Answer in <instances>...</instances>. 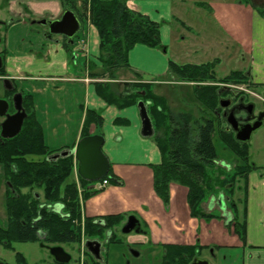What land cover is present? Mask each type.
<instances>
[{"label": "crops", "instance_id": "0c3cea01", "mask_svg": "<svg viewBox=\"0 0 264 264\" xmlns=\"http://www.w3.org/2000/svg\"><path fill=\"white\" fill-rule=\"evenodd\" d=\"M127 7L158 23L163 48L137 45L130 50L127 57L130 71L118 72L117 80L111 82L116 94L126 95V85L138 80L151 84L155 94L166 99L168 107L169 101L174 100L171 90L175 87L187 90L186 94L189 90L193 93L192 84L175 82L168 75V63L176 62L170 53L177 39L181 44L191 41L190 32L204 28L202 24L208 22L221 42L233 48V51L227 50L230 53L227 60L239 65L242 56V66L246 69L241 71L252 87L264 86V18L254 7L239 0H127ZM76 8H80L79 2ZM64 11L61 0H0V53L5 75L19 90L32 95L44 143L50 150L74 149L80 140L86 112L95 111L101 116L102 152L123 185L109 186L86 200L81 207L83 218L132 215L144 226L151 247H215L218 249L217 264H264V231L247 232V200L244 244L232 229L225 227L224 221L191 218L186 203L187 190L180 185L170 184L169 203L167 208L163 207L153 192L149 168V165L161 163V154L153 137L141 136L137 108L117 109L107 105L96 93V85L106 80L89 77V63L100 68L95 28L84 21L73 45L66 47L62 38H43L47 30L33 24L40 20L57 21ZM182 32L187 36L179 35ZM193 42L189 46L196 44L199 51L217 46L213 40L210 44L199 43L196 39ZM199 51L191 50L190 53L198 57ZM217 63L220 66L222 60ZM201 64L205 63H195ZM97 69L93 73H98ZM96 133L91 125L89 135ZM251 190V198L257 202H250L249 207L258 208L263 216L258 226H263L264 179ZM217 201L219 199L211 196L203 201L201 209L206 213L220 211ZM220 215L224 220L230 218L226 209L220 211Z\"/></svg>", "mask_w": 264, "mask_h": 264}, {"label": "trees", "instance_id": "16d2710c", "mask_svg": "<svg viewBox=\"0 0 264 264\" xmlns=\"http://www.w3.org/2000/svg\"><path fill=\"white\" fill-rule=\"evenodd\" d=\"M65 9L72 11L80 24L88 21L96 30L99 39L98 73L88 64L89 77L107 80L96 85L97 95L109 106L117 109L136 107L139 102L146 105L151 120L161 163L149 165L152 171V189L156 197L167 208L170 198V184L180 185L187 190L186 203L190 217L202 221H224L227 229H232L241 243H245L246 222L245 201L234 199L238 192L236 182H244L251 171L248 164V145L239 144L231 132L222 131L220 140L243 162L231 172L212 171L217 155L212 143L214 121L201 117L195 119L187 112L172 113L166 99L153 91L151 84L135 82L127 84L126 95H116L111 83L117 80L120 71H130L128 53L135 46L162 49L159 25L147 16L130 10L127 0H61ZM80 8L77 9V3ZM264 18V10H256ZM65 43L66 47L69 45ZM178 65L168 63V75L175 82L192 84L193 95L204 109L212 114L218 111V100L226 85L248 83L242 72H231L222 79L214 73L215 65ZM137 78L138 75H135ZM23 93V106L27 113L19 134L0 145V164L6 167L2 178L6 183L4 195L5 226L0 228V244L10 250L13 243L39 242L42 247L80 242L81 202L84 203L97 192L89 191L90 184L75 176L76 164L72 156L52 160V156L62 149L50 150L44 143L43 132L37 121L31 94ZM103 120L95 111L88 110L81 128L80 139L89 137L93 125L100 134ZM210 170L212 173H210ZM76 178L81 188L79 195ZM104 180L109 185L121 187L111 167ZM42 192V198L34 192ZM245 191V189H242ZM241 191V190H240ZM225 196L231 220L226 221L218 213H206L201 209L203 201L210 196ZM81 197V202L79 199ZM41 199L43 200L42 203ZM243 206L239 214L238 206ZM59 212L52 211L53 207ZM52 207V208H51ZM127 215L104 216L84 219L85 239L103 238L107 230H114ZM104 224L103 227L100 223ZM112 239L109 243H116ZM160 264H189L198 246L182 247L163 245ZM17 264H28L21 254H16ZM91 258V257H90ZM92 264L100 262L91 258ZM0 264H6L0 262Z\"/></svg>", "mask_w": 264, "mask_h": 264}, {"label": "rangeland", "instance_id": "374dc122", "mask_svg": "<svg viewBox=\"0 0 264 264\" xmlns=\"http://www.w3.org/2000/svg\"><path fill=\"white\" fill-rule=\"evenodd\" d=\"M239 1L241 3L254 7V9L256 10H264V0H239ZM203 14L204 16H207L206 13H201V16H203ZM208 23L202 24L204 28L202 29L200 28L199 30H196L194 33L190 32L191 38L189 39H191V41L187 40V42H185L184 44H181V42H179L178 39L175 41L176 43L173 46L174 48L172 47L173 49L171 50L170 53L172 58L176 60L175 63L178 65H188L189 62L190 64L192 62L194 63L193 65H195V63L197 62L213 63L215 61L218 62V60L219 61L222 60V64L218 66L217 63L214 68V73L217 79L225 78L226 76L229 75L228 74L229 72L231 73L235 71L238 72L240 71L244 74V71H241L245 68L244 66H242L243 65L242 64L243 61L241 58L242 56L241 57L240 55L238 56V58L240 57L239 59L241 62L239 63V65L236 64L235 62L230 63L231 61L227 60V58L230 57V53L227 50L229 49L233 51V48H231L230 46L226 47V42L225 41L223 43L221 42V38H219V34L215 30V28ZM184 34L185 33L182 32L179 35L187 36L186 34L185 35ZM58 38H62V37H58ZM193 39L194 40L196 39V41H198L199 43H205V44H210L209 42L213 40L216 41L217 46H213V47L210 46L204 49H200L201 51H199V49H197L196 47V44H193L194 46L193 45L189 46V44L194 43ZM187 45L189 47H187ZM221 45H223L222 48H220ZM191 50H197V52L199 51L198 57L192 55L190 53ZM231 55L234 56V54ZM97 70H99V68ZM140 81L141 80H138V82ZM236 86L235 84L226 85V87H229L230 90L238 91V88L236 89ZM239 86L242 87V85ZM252 90L256 95L258 96L262 95L263 92L262 87H256ZM171 92H172L171 93L172 99L174 100L169 101V107L172 113L187 112L191 114L195 119L206 117L207 119L214 121V129L212 131V143L215 153L217 155V160H216V165L214 166V169H212V171H214L215 173H218V171L226 173V172H231L232 169L237 164L243 166L244 163L239 161L236 158V156L220 140V133L222 131L231 132L233 134L232 131L230 130L228 131L229 125L227 124L225 118L221 117V119L219 120L216 118L215 114L206 111L204 107L200 105L198 101L195 100V98L193 97V93L190 90H189V94H186V92H188L187 90H183V88L181 87H175L174 89L171 90ZM179 97H183L184 101ZM248 100H250L251 102H255L257 104L260 102V101L258 102L257 99L251 96L250 98H248ZM247 145L249 149L248 164L251 167V171L249 172L245 182L240 179L236 182L237 184L236 186L237 189H239V191L234 193V199L236 200V203L239 199L243 202L244 201L246 202L247 200L248 202L247 232L250 231L251 233L255 234L257 231H259V229L261 232L262 230L264 231V225L258 226L260 221H263L262 220L263 216L260 214L257 207H253L251 209L249 207L250 202H254V203L257 202L255 199L251 198V193H252L251 187L256 186L260 180L264 179V120L261 128L258 129L252 135ZM212 171L210 170V173H212ZM75 176H76V169H75ZM102 183L103 182L99 184ZM76 185H77L78 193L80 195L81 188L78 184L77 178H76ZM109 186H110L109 182L107 181V184L102 189V191L104 192ZM113 186L114 185H112V187ZM87 189H93V188L89 187ZM242 189H245V191ZM3 191H4V184L2 182V179L0 178V228H3L5 226V221H6V215H5L4 203H3L4 197L2 195ZM34 192L39 194V196H41L42 198L41 191L35 190ZM209 197L211 196L208 195V197L205 200H207ZM212 197H215L216 200H218L221 197L222 198L221 201L226 202L225 196L221 194ZM79 199L81 202L80 196ZM41 202L44 203L42 199ZM82 204L83 203L81 202V207ZM254 206H257V204ZM242 208H243L242 205L238 206L239 214L243 212ZM55 210L56 207L54 206L52 208V211ZM244 210H245V206H244ZM84 219L85 218L81 217L79 223L80 235H81L79 243L50 245L48 248L46 246L42 247L39 242L13 243L11 246L12 249L10 250L4 249L3 246L0 244V262L6 264H17L15 255L21 254L28 264H58L54 260V258L50 255L49 249L60 248L63 250L64 253H66L70 257V261L67 264H92L90 255L86 252L84 246L85 241L89 240V239H85V237L83 236V226H81V224L84 222ZM117 238L120 239L121 241L120 244L105 245L101 250L100 259L98 260L100 264H160L161 250L159 248L151 247L148 238L145 235H138L135 234L134 232H131L129 234H122L121 230L118 229ZM130 248H134V250L137 251L138 257L131 256Z\"/></svg>", "mask_w": 264, "mask_h": 264}, {"label": "water", "instance_id": "95a60500", "mask_svg": "<svg viewBox=\"0 0 264 264\" xmlns=\"http://www.w3.org/2000/svg\"><path fill=\"white\" fill-rule=\"evenodd\" d=\"M38 24L48 28L49 38L52 36H61L68 40L69 44H73V38L80 32L81 24L76 18L75 14L70 10H65L61 18L57 21H41ZM264 100V95H263ZM21 96L17 94L14 98V106L16 114L12 117H7L6 121L1 125V137L4 139H11L18 135L21 130L25 113L21 108ZM139 114L141 130L140 134L144 138H152L154 136V129L151 120L148 117L146 105L139 102L136 106ZM251 112V106L248 108ZM6 111V103L0 101V116L4 115ZM264 120V104L263 111L258 116L257 120L253 124H239L238 121L230 115L226 120L230 130L234 134V139L239 144H247L252 135L261 128ZM104 145V138L99 135L89 136L80 139L72 150H65L52 156V160L59 158L73 157V160L77 164L76 174L77 176L88 183L99 182L106 177L110 169V163L108 158L102 152ZM221 202V201H220ZM222 204V203H221ZM59 208H56V212H59ZM134 217H130L127 225L122 229V233H130L134 227ZM96 244L95 249H91V245ZM85 249L94 260L100 259L99 245L94 242L87 241L85 243ZM50 255L58 264H67L70 261V257L63 252L60 248L49 249ZM134 257L138 254L134 253ZM191 264H209L208 261L194 260Z\"/></svg>", "mask_w": 264, "mask_h": 264}, {"label": "flooded vegetation", "instance_id": "af4514ba", "mask_svg": "<svg viewBox=\"0 0 264 264\" xmlns=\"http://www.w3.org/2000/svg\"><path fill=\"white\" fill-rule=\"evenodd\" d=\"M41 21H47V20L35 21V22H33V24L37 25L40 28H44L47 30L46 34L42 35L43 38H48L49 40H52L53 38L61 37V36H52L50 39L49 33H48V28L38 24ZM74 38H73V41H74ZM62 40L64 42H66L68 45H70L67 39L62 37ZM0 44H1V39H0ZM72 45H70V46H72ZM2 59H3V57L1 56V53H0V101H3L6 103V111H5L4 115L0 116V145L5 144V142L12 140L13 138H15L17 136L16 135L15 137H13L11 139H4L1 137V125L6 121L7 117H12L16 114V110H15V106H14V98L17 94H20V96H21V104L20 105H21L22 111L25 113L26 118H27V113L25 112V108L23 106V98H22L23 93L21 90H19L15 86V83L5 75ZM236 85L237 86L242 85V88H244L245 91H233V90H230L229 87H227L226 88L227 90H225V92L222 91L223 93H221L220 99L218 100V106H217L218 111L215 112L214 114L216 115V118L219 120L221 119V117H223V118H225V120H227L228 117H230V115H232L238 121L239 124H253L257 120L258 116L263 111L264 87H262L263 88L262 95L258 96L253 92L252 89H254V88L252 87L250 82L245 83V84H236ZM250 96L257 99L258 102L259 101L260 102L258 104L255 102H251L250 100H248V98H250ZM249 106H251V112H249V110H248ZM25 119H24V121H25ZM24 121H23V123H24ZM229 130L230 129H228V131ZM3 170L5 171L6 167L3 166L2 164H0V178L2 179V182L4 184V191H3L2 195L4 197L5 190H6V183L3 181V178H2ZM220 198H219V202H218L219 210L220 211H223L225 209L227 210L226 202H222L221 201L222 198L221 199ZM220 211H214V212L218 213L220 215ZM229 214H230V212H229ZM130 217H134V216L127 215L124 218V220L120 223V225H118L116 227V229L105 231V233L103 234V238L98 237V238H94V239H89L88 241L97 243V245H99L100 253H101V250L103 249V247L105 245H110L109 242L112 239H114L117 242L111 243V244H120L121 241H120V239L117 238L118 229L121 230V232H122V229L127 225ZM220 217L222 218L221 215H220ZM135 220H136L135 222L133 221V223H135V224H134V227H133L131 232H134L135 234H138V235H146V231L143 228L142 223L136 218H135ZM225 220L226 221L231 220V214H230V218L225 219ZM99 223H100L101 227L104 226V224L102 222H99ZM122 234H124V233H122ZM127 234H129V233H127ZM196 246H198V245H196ZM182 247H191V246H182ZM95 248H96V244H92L91 249L93 250ZM199 248H202V247H199ZM134 253L138 254L137 251L134 250V248H130L131 256H133ZM194 254H195V256L192 258V260L189 264H191L194 260L208 261L209 264H217L218 249L215 247L202 248L201 251L198 249L194 252ZM161 255L162 254L160 252V261H161ZM90 257L93 258L91 255H90Z\"/></svg>", "mask_w": 264, "mask_h": 264}, {"label": "built area", "instance_id": "2783aa9c", "mask_svg": "<svg viewBox=\"0 0 264 264\" xmlns=\"http://www.w3.org/2000/svg\"><path fill=\"white\" fill-rule=\"evenodd\" d=\"M237 88H238V91H245L244 88H242L241 86H240V88L239 87H236V89ZM106 184H107V181H103L102 184H95L96 187L94 185V186H92V188H93L94 191H101L105 187Z\"/></svg>", "mask_w": 264, "mask_h": 264}]
</instances>
